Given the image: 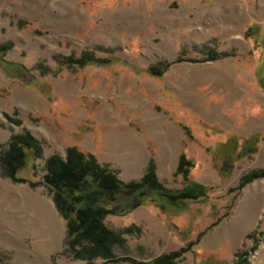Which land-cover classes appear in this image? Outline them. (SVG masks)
I'll return each mask as SVG.
<instances>
[{
	"label": "rangeland",
	"instance_id": "374dc122",
	"mask_svg": "<svg viewBox=\"0 0 264 264\" xmlns=\"http://www.w3.org/2000/svg\"><path fill=\"white\" fill-rule=\"evenodd\" d=\"M0 47V152L18 134L42 151L19 170L28 180L0 165V264H149L182 249L176 264H264V178L240 187L264 168V0H0ZM88 52L100 62H73ZM71 146L124 182L154 161L167 192L190 197L102 199L144 204L106 217L133 230L116 259L77 258L44 181Z\"/></svg>",
	"mask_w": 264,
	"mask_h": 264
},
{
	"label": "trees",
	"instance_id": "16d2710c",
	"mask_svg": "<svg viewBox=\"0 0 264 264\" xmlns=\"http://www.w3.org/2000/svg\"><path fill=\"white\" fill-rule=\"evenodd\" d=\"M3 52H5L4 47H0V53ZM212 58H216L215 55H212ZM73 62L85 66L100 61L92 52H88ZM165 70V66L163 70L152 67L150 72L161 76ZM7 145L8 148L4 147L0 152V165L11 179L28 180L19 175V170L27 161L28 154L34 151L38 156L42 155L37 141L30 134H18L13 135ZM191 166L193 163L186 158L184 153L181 154L177 168L178 175L188 176ZM259 178H264V168L244 175L240 187ZM44 181L53 191L55 205L67 221L69 249L77 258L89 261L97 257L116 259L114 247L125 243V236L133 232L131 228L121 232L111 230L105 222L106 217L111 214L128 213L136 206L144 204L143 199L134 198L136 201L132 205L118 212V207L108 208L101 205L102 199L108 197L110 200H116L115 194L118 192H124L129 196L138 192L144 198L145 190H157L163 195L168 193L169 198L177 202L190 197L189 191L176 194L167 192L169 190L157 175L154 161L148 165L140 180L124 182L117 172L102 166L93 154L84 152L77 146L69 147L65 158L52 155L46 159ZM199 194L201 193H192L194 196ZM184 251L185 249H182V251H174L157 257L149 264H176V260Z\"/></svg>",
	"mask_w": 264,
	"mask_h": 264
},
{
	"label": "water",
	"instance_id": "95a60500",
	"mask_svg": "<svg viewBox=\"0 0 264 264\" xmlns=\"http://www.w3.org/2000/svg\"><path fill=\"white\" fill-rule=\"evenodd\" d=\"M21 72H24V71H20L19 74H20Z\"/></svg>",
	"mask_w": 264,
	"mask_h": 264
}]
</instances>
